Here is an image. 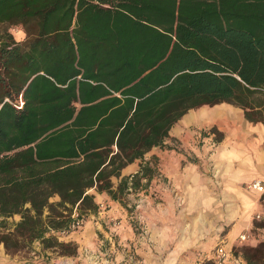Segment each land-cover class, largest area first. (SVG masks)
<instances>
[{"label": "trees", "instance_id": "16d2710c", "mask_svg": "<svg viewBox=\"0 0 264 264\" xmlns=\"http://www.w3.org/2000/svg\"><path fill=\"white\" fill-rule=\"evenodd\" d=\"M263 88L264 0H0V244L76 254L58 233L98 212L91 188L121 201L151 168L113 176L190 108L256 118Z\"/></svg>", "mask_w": 264, "mask_h": 264}, {"label": "crops", "instance_id": "0c3cea01", "mask_svg": "<svg viewBox=\"0 0 264 264\" xmlns=\"http://www.w3.org/2000/svg\"><path fill=\"white\" fill-rule=\"evenodd\" d=\"M17 32L24 36L21 29ZM255 115L251 119L244 107L226 101L190 108L171 127L164 145L153 146L112 178L116 187L122 176L142 173L144 165L151 168L141 178L144 189L128 192L140 206L136 220L122 202L93 187L99 203L108 201L115 208L89 213L82 228L58 233L60 239L77 242L78 253L60 254L37 241L41 249L26 261L0 244V264H93L100 261L98 256L85 257L84 250L104 242L111 250L117 248L118 264H205L215 243L231 252L226 264H249L233 247L243 242V231L253 233L250 244L257 243L256 233L264 232L262 193L247 187L264 176V119L262 113ZM256 212H262L261 219ZM117 215L120 225L106 227L105 216Z\"/></svg>", "mask_w": 264, "mask_h": 264}, {"label": "rangeland", "instance_id": "374dc122", "mask_svg": "<svg viewBox=\"0 0 264 264\" xmlns=\"http://www.w3.org/2000/svg\"><path fill=\"white\" fill-rule=\"evenodd\" d=\"M19 27L20 26L16 25V26H13L12 29H11L12 31H15V35L16 36L18 34L17 31H18ZM216 135L219 136L220 134L217 132ZM57 197H58L57 195H54V196L51 197V200H57L58 199ZM135 198L136 197L133 198V197H129L128 195H126V197L124 199H122L121 201L119 200V201L122 202L124 204V206L128 208L129 214L133 215L134 217L133 216L132 217L136 220L137 217H135V216H137L139 214L138 208L140 206L137 205L138 201ZM124 201L128 202L127 205H126V203ZM113 207L114 206L112 205L111 202H108V201L101 202L100 203V208H99L98 211L108 210V209H112L113 210L115 208V207L114 208ZM19 218H20L19 214H14L13 216H9L8 220L10 222H13L15 220H18ZM88 218H89V214L86 216V222H87ZM105 218H106V220H105L106 222H104V224L108 228H114V227L120 225L121 219H122L121 215H117V216H113V217L105 216ZM0 219H1V215H0ZM86 222H85V224H86ZM82 227H80V228H82ZM80 228H78V229H80ZM73 231H75V230H73ZM70 232H72V231H70ZM70 232H68V233H70ZM59 234H63V233L59 232ZM252 236H253V233H252ZM256 236H257V240H258L256 244H258L259 242L264 240V232L261 233V234H257L256 233ZM249 242H251V241H249V239H248V241L245 240L240 245H234L233 252L235 254H237V253H239V251H242L243 254H245L247 246L256 245V244H250ZM217 244L218 243H215L214 246H216ZM102 245H103L102 247L100 246V247H98L96 249H90V250L85 249L84 250V256L88 257V258H89V256L93 257V255L94 256H98V259L100 261H98L96 263H93V264H118L119 261H117V257H118L119 254L117 252V248L115 250H111L109 248V244H106V242L102 243ZM38 246H39V244L37 243V241H35L32 244L31 249H27L26 248V249L22 250L21 252H18V253H15V254H11L10 253V255H14L13 257L17 256L18 259H22V260L28 261V260H30L31 257H33L35 254H37L38 251L41 249V247H38ZM77 253H78V251H77ZM136 256L141 261L143 260V258L141 257V254L137 253ZM113 260H115V261L113 262ZM131 264H136V263L132 262ZM205 264H213V263L210 262V261H206Z\"/></svg>", "mask_w": 264, "mask_h": 264}, {"label": "built area", "instance_id": "2783aa9c", "mask_svg": "<svg viewBox=\"0 0 264 264\" xmlns=\"http://www.w3.org/2000/svg\"><path fill=\"white\" fill-rule=\"evenodd\" d=\"M264 92V88H263ZM19 106L23 104V98L22 95H20L19 98ZM262 115L264 119V103L261 105ZM264 143V142H263ZM247 187L252 190H257L262 193V198L264 199V176L263 177H256L250 180L247 183ZM151 187H149L150 189ZM144 188L142 186H139V188L134 189L133 187H130V191H142ZM256 218L261 219L262 218V212H256L255 214ZM86 222V215L79 214L78 211H74L73 213V219L69 222V224L62 230H59L60 233L67 234L70 231L77 230L78 228L82 227ZM252 237V232L250 231H243L239 234V239L241 241L248 240ZM232 257L231 252L221 243L217 244L214 249V255H213V264H226L227 261Z\"/></svg>", "mask_w": 264, "mask_h": 264}]
</instances>
